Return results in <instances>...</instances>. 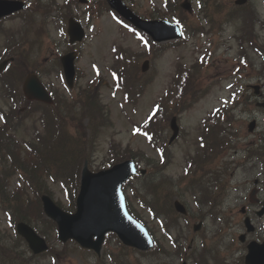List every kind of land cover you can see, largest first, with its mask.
Instances as JSON below:
<instances>
[{"label": "rangeland", "instance_id": "obj_1", "mask_svg": "<svg viewBox=\"0 0 264 264\" xmlns=\"http://www.w3.org/2000/svg\"><path fill=\"white\" fill-rule=\"evenodd\" d=\"M64 0H58V2L63 3ZM130 4L131 0H125ZM139 11L144 9H150V3L156 6L157 8H162V0H132ZM184 1V0H183ZM233 1L236 0H223L228 9L233 8ZM220 3V2H219ZM256 10L261 13L264 19V0H252ZM86 6L80 5L79 8L75 7V10L80 16V20L86 29L88 38L85 43L81 46V59L76 62V66L82 68L86 71L87 77L80 82V85H85L87 81L92 80L95 77V71H98L102 78L99 82L100 92L99 95L103 100L104 104L109 108V117L113 124L112 128L107 129L100 139L99 148L93 156V170H101L104 166H108L107 160V151L108 144L112 138H115L117 141L121 142L123 146L133 149H140L144 151L148 156L153 157L155 160H158V154L154 151L147 143L146 139L142 136L133 134V125L135 123H142L151 112L153 105L156 101L162 96L164 91L169 87L171 79L175 72L176 63L179 58L187 64L191 65L194 63L196 58L201 56L202 53L209 52L211 54V64L207 72L208 82H218L215 85L212 92L206 96L199 104H197L192 111H188L181 116V121L179 122L182 126V136L177 140L173 146L172 152L174 155L180 158V155L187 153L188 151L194 152V145L196 138L198 137V127H200L203 118L206 117L215 107L219 106L224 101L230 99L232 93L235 91H240L243 95H249L250 101L257 102V97L253 95V91L249 90L250 85H258V83H264V76H254L251 80H242L239 84L234 85L235 82L231 78L230 70L231 64L236 58L237 52V42L235 35L239 32V23H227L223 27V31L218 36H206V37H188V42L178 48L168 50L161 58L155 60L154 70L150 66V72L154 79L152 78L151 82L147 86V92L145 97L140 100L137 107L134 109L132 106H128L124 103L121 95L114 96L112 92L113 80L108 72L109 67H111L113 58L111 53V47L113 43H119L126 47H129L135 51L144 50L138 37L129 32L127 29H124L125 34L121 32V25L115 20L111 14H105L102 18L96 21H91L88 19L85 14ZM193 9L198 12V4L193 2ZM193 10V11H194ZM193 16V12L191 14ZM40 17L37 19L39 23ZM174 22V21H172ZM13 25L12 21L5 22V26L10 27ZM46 35L45 44L42 50H38L35 54H32L28 57L30 64L40 61L46 64L48 69L53 71L55 67V59L59 54H63V48L66 49V43L64 36L58 30L57 22L51 23L48 26L46 19L44 18L43 24ZM259 34L261 41L264 43V26L259 27ZM52 37L59 44L56 45L52 41ZM4 38L0 39V55L2 53V48L4 45ZM58 46H61L62 50H56ZM19 50V49H18ZM18 50L14 52L17 53ZM22 57H26L27 54L23 52ZM252 58L255 60V68L258 70L262 69L264 73V59L258 55H253ZM16 60L19 61V55L16 57ZM20 63V62H19ZM58 74V71H57ZM44 81L51 83L56 87H60L63 91H66L65 87L62 85L61 80L58 76L53 73L52 76L44 78ZM1 82V81H0ZM1 95V94H0ZM241 117V133L242 136L246 137L248 134L247 126L253 120L257 121V133L264 132V111L257 109L254 106H251V109L247 111H242L239 113ZM32 123L29 122L26 127L29 130L32 129ZM246 124L247 126H244ZM19 135L21 137L27 136L24 127L19 128ZM249 135V134H248ZM170 137V136H169ZM255 135L249 136L246 138V141H253ZM177 159V158H176ZM107 162V163H106ZM179 171L181 172L182 164L178 165V159L176 160ZM145 167V164H142ZM178 169L176 166L168 167L164 172L167 176L176 177L178 174ZM179 172V173H180ZM263 170L258 166L255 169V173L249 171H240L237 174H234L233 185L234 188L230 191V196L226 201L227 207L225 211L229 215H233L231 211V206L240 201L237 199L242 198L241 193L245 192L239 191V187L242 190H245L251 180L253 181L256 178V175L263 174ZM165 175V176H166ZM179 177V175H178ZM177 179L175 180H178ZM144 181V178L136 179L133 181L137 189L140 188V185ZM48 185L52 188L55 195V201H60L66 203L64 194L60 186L57 184H52L50 181ZM184 188V186L180 187ZM127 195L131 198V203L135 211L148 222V226L156 233V237L168 247L171 251V246L169 240L166 238L164 231L161 228V221L155 219L153 215L140 204L139 197L133 193L132 188L128 189ZM188 202L191 213H195L196 205L191 200L190 195L185 196ZM151 198L149 197V200ZM240 205V204H238ZM236 211L234 210V213ZM0 226L2 228L7 227L6 218L2 212H0ZM207 230L206 233L211 239L212 246L220 249V255L222 258H225L226 264H242V258L247 254V249L245 248L246 244H241L235 242V239H231V236L227 234L226 230H222L218 224H215L213 221L208 220L206 222ZM185 223L183 222V227ZM186 233L189 235V231L186 226ZM203 231V228H202ZM194 241L199 243L201 241L200 236H197ZM56 248L61 249V244L53 243ZM116 251L122 253L120 248L117 247V244L112 242L110 249L105 247L103 248V253L106 251ZM137 258H140L143 264H180L178 260L173 257L162 255L161 258L156 256H147L143 257L140 254L136 255ZM87 259L92 263L89 264H102L96 262V258L87 253H81L73 245H70V250L68 251V259H58L53 260V258H44L38 259L37 263L40 264H87Z\"/></svg>", "mask_w": 264, "mask_h": 264}, {"label": "trees", "instance_id": "obj_2", "mask_svg": "<svg viewBox=\"0 0 264 264\" xmlns=\"http://www.w3.org/2000/svg\"><path fill=\"white\" fill-rule=\"evenodd\" d=\"M38 5L40 0H36ZM32 5V7H33ZM31 7V8H32ZM167 9L171 10V7H174V4L171 0L166 2ZM177 7V5H175ZM180 11V9H179ZM176 12L169 15L175 16ZM167 17V15H164ZM168 18V17H167ZM178 21H181V18L176 16ZM8 37L14 38L13 46L10 47L9 55L21 57L24 50L27 46L30 45V41L26 36V33L19 32L18 37L14 33L8 32ZM15 47V48H14ZM19 49V50H18ZM18 50L17 53L14 51ZM116 55V52H115ZM121 56L116 55V61L120 60ZM152 58V55H149ZM134 75L131 74L128 66H126L121 60L119 61L118 74L117 76V89L128 90H137L145 86L144 82L140 78V68H136ZM14 75L16 78H13V81L18 83L23 80L25 75V69L16 64L10 65V68L4 76ZM204 77V74L199 71L197 66L194 67V71H190L184 65H178L176 76L173 79L172 87L165 93L164 97L155 105L153 113L149 116L148 120L142 125H136V129L139 132L147 135L150 142L155 143L158 140V137L161 133L162 127L159 122H166L169 117L179 114L178 111L182 110L188 100H192L193 95L201 94V80ZM173 99L174 102H173ZM177 100V101H176ZM176 101V102H175ZM173 103V104H172ZM175 103V104H174ZM181 106L180 108H178ZM178 108V109H176ZM94 111L101 113L100 109L95 106L92 108ZM90 106L83 104L81 107V116L88 115L91 120V128L96 134L100 125L106 123V118L101 119V124H98L94 118L93 113L88 112ZM88 112V114H87ZM177 112V113H175ZM103 113V111H102ZM61 139L52 140L47 144V152L42 156H28L26 160L22 163L19 156L14 155L12 160L13 170H5L0 173V203L3 207V210H11L12 224L15 227L18 222H26L33 225L41 233L44 228L43 223L47 222L40 203V194L44 190V180L47 178H53L54 180H62V183L67 189H71L75 186L74 191L77 193V186L80 177V169L85 160L86 154L85 149L87 148V133L84 132L82 135L70 134L67 130L61 131ZM41 154V153H40ZM38 157V158H37ZM43 157V158H42ZM126 158V155L117 154L112 160V164L118 163ZM17 169H22L26 175V181L28 184L36 187L35 199L29 198L24 190H17L13 194L8 195L5 191V187L9 182V177ZM25 177V176H24ZM12 178V177H11ZM71 186V188L69 187ZM0 232V237H1ZM14 241V245L10 247V239ZM0 264H28L23 256L21 251V239H13L8 237V235H2L0 238Z\"/></svg>", "mask_w": 264, "mask_h": 264}, {"label": "water", "instance_id": "obj_3", "mask_svg": "<svg viewBox=\"0 0 264 264\" xmlns=\"http://www.w3.org/2000/svg\"><path fill=\"white\" fill-rule=\"evenodd\" d=\"M246 0L238 1V4ZM111 7L139 29L151 35L156 42H165L181 37L178 26L165 21H144L132 13L122 0H108ZM189 9L190 6L183 5ZM23 8L18 1L0 0V19ZM69 35L71 43L81 41L84 32L81 26L73 21L70 23ZM75 54H69L62 59L64 71L68 82L71 84L74 77ZM5 64L0 66L3 71ZM147 66V65H146ZM25 94L30 100H39L51 103V100L42 84L34 73H31L25 83ZM172 129L175 138L178 133L176 120L172 121ZM136 172L132 162H125L114 166L112 169L93 174L85 167L82 173L81 189L77 199V212L73 215L64 213L53 201L44 196L42 198L47 215L55 220L59 226V239L67 242L75 239L83 247L100 252L105 234L108 231H116L120 238L128 245L139 249H147L152 245L149 237L128 215L124 197L121 193L122 185ZM18 232L29 242L35 253L47 249L46 243L33 229L21 224ZM96 237L97 241L93 238ZM147 237V238H146ZM263 255L250 247L248 264L264 263ZM259 259V261H257Z\"/></svg>", "mask_w": 264, "mask_h": 264}, {"label": "flooded vegetation", "instance_id": "obj_4", "mask_svg": "<svg viewBox=\"0 0 264 264\" xmlns=\"http://www.w3.org/2000/svg\"><path fill=\"white\" fill-rule=\"evenodd\" d=\"M262 183H261V187H262ZM260 187V191L257 197V202L253 205H249L248 207V215H250L251 219H253L255 222H258L259 220H264V216H260L259 215V211L264 207V190L261 189ZM258 233H260V229L257 228L255 231V235H257Z\"/></svg>", "mask_w": 264, "mask_h": 264}]
</instances>
